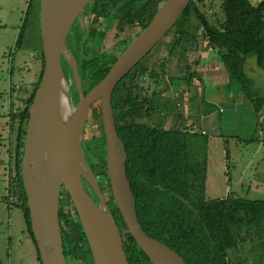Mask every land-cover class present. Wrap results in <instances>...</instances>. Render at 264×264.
Here are the masks:
<instances>
[{
    "label": "trees",
    "instance_id": "16d2710c",
    "mask_svg": "<svg viewBox=\"0 0 264 264\" xmlns=\"http://www.w3.org/2000/svg\"><path fill=\"white\" fill-rule=\"evenodd\" d=\"M160 2L161 0H93L86 7L94 15L92 23H96L99 18H109L115 21L118 36L129 30V33L120 36L116 49L151 19ZM220 6L223 19L210 24L204 13L198 10L195 1L190 0L173 26L175 30L172 46H179L183 39H192L194 34L190 33L189 25L191 15L195 14L203 36L207 38V46L219 57L229 75V90L236 86L242 97L258 112L261 110L262 99L254 82L247 76L244 63L248 55H254L256 65L264 70V0L256 4L249 0H221ZM32 7L36 13L38 41L33 43L28 40L24 45L25 20L16 47L35 50L41 59V70L37 82L24 98L23 106L11 114L15 124L12 158L15 170L13 186L21 194L23 204L19 207L40 264L20 177L28 108L43 68L38 0H32ZM96 27L93 25L88 28L86 38L92 37L97 41ZM83 33L77 27L75 39H66V43L76 60L83 89L87 91L102 77L113 54L100 53L95 45L88 44ZM142 60L114 88L113 97L116 92L119 97L117 106L112 99L116 131L125 148V172L135 208L151 223L167 245L182 257L185 264H264V200L231 195L212 199L206 197L209 135L185 127L163 128L142 120L156 109L160 83L159 71L156 72L155 69L141 68L134 71ZM64 65L71 92L74 89L73 99L76 100L77 91L71 68L66 62ZM144 76L154 82L150 92L142 83ZM194 76L196 73L192 66L186 64L181 77L169 76L168 79L172 85L173 79L177 83L181 80L179 84L184 85L188 91L193 86L191 81ZM123 88H126L125 92ZM12 184L9 181V190L13 187ZM84 184L88 185L86 181ZM4 201H7L6 196ZM64 202L69 203L76 215L68 193L62 190L59 198V222L69 252L75 264H91L80 225L69 210L63 209ZM110 208L121 231L128 264H150L148 257L125 230L117 211L112 205Z\"/></svg>",
    "mask_w": 264,
    "mask_h": 264
},
{
    "label": "water",
    "instance_id": "95a60500",
    "mask_svg": "<svg viewBox=\"0 0 264 264\" xmlns=\"http://www.w3.org/2000/svg\"><path fill=\"white\" fill-rule=\"evenodd\" d=\"M92 1L38 0L43 68L28 108L20 177L40 264H75L60 228L62 190L75 209L91 264H128L110 205L150 264H185L134 206L112 99L117 83L170 31L190 0H161L151 19L113 54L102 77L84 91L66 38ZM64 62L72 71L76 100Z\"/></svg>",
    "mask_w": 264,
    "mask_h": 264
},
{
    "label": "rangeland",
    "instance_id": "374dc122",
    "mask_svg": "<svg viewBox=\"0 0 264 264\" xmlns=\"http://www.w3.org/2000/svg\"><path fill=\"white\" fill-rule=\"evenodd\" d=\"M194 1L198 10L204 13L208 23H217L219 20L221 21L223 19V13L220 6L221 0ZM249 1L256 4L261 0ZM190 20L196 27H198L197 29H199L196 33H202L200 23L195 14L191 15ZM26 21V26L23 31L25 37L23 42L24 45H26L25 42L28 40L37 43L38 32L35 11L31 12V17ZM89 21L90 16L83 22L81 33L84 31L83 38L85 39V33L88 26L91 27L95 25L97 26V35L95 37L97 41L92 37H88L86 38L88 44L95 45V49L97 48L102 54L116 53L120 48L115 49L117 41L121 38V35L129 33V30H126L118 36L115 21H112L109 18H99L96 23ZM174 30L175 28L172 27L170 31L152 48L148 56L144 57L140 66H137L134 71H138L141 68L148 70L155 69L156 72L159 71L160 76L166 83V79L168 80V78L165 77V72L170 77L173 75L182 76L185 66L184 62L188 61V59L184 60L183 58L178 57L166 59L165 55V49H167V45H169L168 43L173 41ZM6 54L7 53L5 52L3 58H5ZM27 54L28 53L25 51H19L17 59L21 66H23V60H25L27 69L22 67L21 69L16 70L9 78L12 85L16 87V90L18 88H21V90L25 88L29 92L38 80L41 70V59L35 50L31 55ZM185 57H189V55L187 56L185 54ZM6 61L7 59H3L4 64ZM244 70L247 76L254 82V86L262 99L260 106L261 110L256 112L252 104L241 95L239 99V109H225V111H223L224 108H222L223 112L217 113L218 121L216 129L219 131V134H216L217 131L208 134L209 140L207 147L208 157L205 178V195L209 199L222 198L229 194L237 195L246 199L264 200V70L256 65L254 55H248L246 57ZM224 75L230 79L227 71H224ZM9 78L5 75L3 70H0V87L3 88L4 86L6 88L7 85H9ZM128 80H130V78H128ZM128 80L125 82L128 83ZM159 81L161 86H158V88H163L164 85L161 79H159ZM180 82L181 80H178L177 83V80L173 79V86H167V89L173 97H175L176 94V97H180V100H182L184 97H187L188 93H185L186 96L184 97L180 95L187 90L184 85L179 86ZM142 83L144 87H148L149 92L154 86L153 80L151 81L147 76H144ZM125 89L123 88V92H125ZM192 89L194 90L193 86L190 87L188 92L192 93ZM73 90L71 92L72 96L75 95ZM231 91H237L236 86H232ZM19 93L20 100L17 101V105L20 109L23 106V98L28 94H25L24 96L21 91ZM117 94L118 92H116V95L113 97L115 106H117L119 102ZM195 94H198L196 95L197 98H201L200 93ZM205 94L208 95L207 89L206 92H204V95ZM229 103V101H223L221 104L228 105ZM5 106L6 109H1L0 107V113L7 111L8 107L6 101ZM233 109H235L234 105ZM13 110L15 112L18 111L15 106L13 107ZM260 115H262V118H259ZM10 121L6 115L5 117L0 115V135L2 137L6 136L7 142L8 130L12 127ZM180 127L182 126H178L177 128ZM1 155H3V152ZM86 187L87 189L89 188L87 185ZM6 195L7 188H5V184L3 187V182L0 179V197L2 196L3 199ZM62 205L64 210H69L73 218H76L69 203L64 202ZM0 264H39L35 246L25 229V221L21 208L13 204L10 205L6 201L5 203L0 201Z\"/></svg>",
    "mask_w": 264,
    "mask_h": 264
},
{
    "label": "crops",
    "instance_id": "0c3cea01",
    "mask_svg": "<svg viewBox=\"0 0 264 264\" xmlns=\"http://www.w3.org/2000/svg\"><path fill=\"white\" fill-rule=\"evenodd\" d=\"M32 11H34L32 0H0V70H3L8 78L22 67L27 69L25 60H23V66H21L17 60L19 51H25L28 53L27 55L33 53V50L26 49L25 47H16V41L20 35L21 26L25 20L31 17ZM197 28L198 27L190 20L189 31L194 34L192 39H183L180 45L175 47L172 46L173 41H169L170 43H168L169 45H167V49H165L166 59H172L174 57L183 58L184 60L188 59L184 64L192 65V69L196 73V76H194L191 81L194 90L192 89V93L188 92L190 89L184 91V95L181 93L180 95L182 97L185 96V93H188L187 97H184L182 100H180V97H176V94L175 97H173L167 89V86L173 85L169 83V79H166V83L159 73V79H161L164 86L163 88H158L159 94L157 96L156 109L142 120L150 125L163 128L174 126L188 128L186 124L192 123V130L194 131H198L201 127L204 130V134L208 135L216 131V134H219V131L216 129L218 121L217 113L223 112L225 109H239V99L242 94L238 91L233 92L231 89L229 90V79L224 75V71L226 70L222 62L215 52L207 46V38L203 36L202 33H196L199 30ZM172 40H174V37ZM5 52L7 54L5 58H3ZM185 54L187 56L189 55V57H185ZM3 59H7L5 64ZM164 75L166 78L169 77L166 72ZM180 85L182 84H179V86ZM159 86H161L160 83ZM206 89L208 95H204ZM20 91L24 96L30 92L25 88L22 90L18 88L16 90L10 78L9 85H7L6 88L4 86L3 88L0 87V107L1 109H6L5 101L8 107L7 111L0 113V115L2 117L6 115L8 120H11L10 122L13 127L8 130V142L6 141V136L2 137L0 135V179L3 182V187L5 184V188H7L9 176L14 169L12 156L14 151L15 126H13L14 123L12 122L11 114L15 113L13 110L14 106L17 110L19 109L17 101L20 100ZM195 93H200L201 98H197L196 95L198 94ZM226 100L230 102L228 105L221 104L223 101L227 102ZM234 104H237L235 109H233ZM219 108H224V110L219 111ZM259 118H262V115H260ZM2 152L3 155H1ZM0 198V201L5 203L4 197L3 199L2 196Z\"/></svg>",
    "mask_w": 264,
    "mask_h": 264
},
{
    "label": "built area",
    "instance_id": "2783aa9c",
    "mask_svg": "<svg viewBox=\"0 0 264 264\" xmlns=\"http://www.w3.org/2000/svg\"><path fill=\"white\" fill-rule=\"evenodd\" d=\"M234 107L236 108V104H234ZM223 109L222 108H219V111H222ZM187 125V129H189V130H192V123H187L186 124ZM200 133H204V130H203V128H199V130H198ZM15 175V170L13 169L12 170V173L10 174V176H9V179H8V182H7V185H8V183H9V181L10 182H12L13 184H12V186L14 185V176ZM8 187L9 186H7V195H6V197H7V203L8 204H10V205H16V206H21L22 204H23V200H22V197H21V194H20V192L18 191V189L15 187V186H13L10 190L8 189Z\"/></svg>",
    "mask_w": 264,
    "mask_h": 264
},
{
    "label": "flooded vegetation",
    "instance_id": "af4514ba",
    "mask_svg": "<svg viewBox=\"0 0 264 264\" xmlns=\"http://www.w3.org/2000/svg\"><path fill=\"white\" fill-rule=\"evenodd\" d=\"M90 16V21L89 22H92L93 19H94V15L93 13L90 11V8L89 7H85L83 9V11L80 13V15L78 16V18L75 20L74 24L72 25V27H75L74 29H70V33L68 34L67 38L68 40H74L75 39V35H76V29L78 27V29H82V26H83V22L87 19V17ZM71 27V28H72ZM89 28V26H88ZM88 28L86 30V32L88 31ZM72 94V93H71ZM74 96H72L73 98ZM84 180V179H83ZM85 181V180H84Z\"/></svg>",
    "mask_w": 264,
    "mask_h": 264
}]
</instances>
